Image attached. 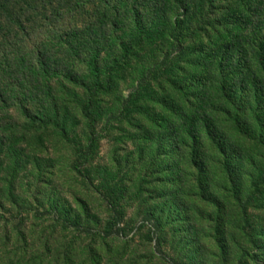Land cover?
I'll return each instance as SVG.
<instances>
[{"label": "rangeland", "instance_id": "obj_1", "mask_svg": "<svg viewBox=\"0 0 264 264\" xmlns=\"http://www.w3.org/2000/svg\"><path fill=\"white\" fill-rule=\"evenodd\" d=\"M187 1L200 17L184 25L173 24L177 10L155 11L154 0L143 1L151 35L111 73V91L93 100L97 142L86 158L91 136L82 109L88 95L58 79L41 82L30 69L40 60L56 63L78 73L93 92L86 58L99 56L102 67L111 63L126 37L127 0L80 8L67 0H25L30 7L0 0L23 27L14 26L17 20L10 26L0 11V264L74 258L82 264L91 251L111 264H264V158L239 171L236 196L206 147L213 163L201 198L197 171L169 155L168 139L183 141L181 119L188 112L179 88L211 28L204 23L210 0ZM238 1L215 0V14L221 18ZM22 81L39 97L35 107L51 115L45 125L7 109ZM185 153L181 146V157ZM179 161L181 182H175L169 165Z\"/></svg>", "mask_w": 264, "mask_h": 264}, {"label": "trees", "instance_id": "obj_2", "mask_svg": "<svg viewBox=\"0 0 264 264\" xmlns=\"http://www.w3.org/2000/svg\"><path fill=\"white\" fill-rule=\"evenodd\" d=\"M38 1L33 0V3ZM51 1L49 0L50 3ZM111 1L67 0V4L73 8L95 3L108 7L111 6ZM143 1L127 0L129 14L123 26L126 37L120 41L117 54L111 59L110 70L107 71L110 64L102 67L99 56L94 59L91 56L86 58V69L88 77L93 81L91 88L93 92L90 93V88L78 73L69 69L66 71V68L56 63L40 60L39 66L37 64L35 69H30L41 82L45 79H58L88 95V101L82 109V116L88 123L91 136L84 153L86 158L94 152L97 142L94 131L96 120L93 115V100L111 91L113 85L111 73L126 65L137 51H141L151 35V26L145 20L146 12L141 8ZM154 2L155 11L164 10L165 7L168 8V12L178 11L174 25H184V20L200 17L198 9L187 0H154ZM230 2L231 0H226V4ZM23 3L30 7L25 0ZM214 6L215 0H210L205 5L208 19L204 23H210L211 26L210 32L206 31L207 43L200 44L194 49L193 53L197 54L198 58L192 64V75L186 74L185 82L179 88L184 93V101L188 108L185 119H181L183 141L179 143V139L171 137L168 139L169 155L177 157L180 161L182 159L183 164L197 171L198 176L193 181L197 184L198 195L201 198L206 196V191L202 187L208 182V167L213 163L211 161L213 156H207L205 153L206 147H211L216 153V159L222 167L227 182L237 189L236 196L241 189L239 171L245 166H254L253 160L256 158H264V154L253 157L248 154L249 151L254 153L259 150L264 153V0H239L237 5L228 9L221 18L215 14ZM12 8L8 3L0 5L3 18L10 26L17 20L14 26L23 28L20 24L21 18L13 14ZM195 11H198V14H195ZM179 43L182 45V38ZM21 84L23 86L19 83L21 92H18V97H13V100L6 105L7 109H13L29 121L41 119L40 125H45V119H51V115L46 108L35 107L39 97L31 88H25L23 81ZM55 113L58 114L56 109ZM188 113L194 117H189ZM181 146L186 149L182 157ZM180 161L169 165L170 172L175 173V176L180 171ZM174 181L181 182L180 176L177 175ZM171 196L178 207L180 205L178 193L174 192ZM53 254L51 251V255ZM108 255L116 258L113 251H108ZM54 258H61V252L56 253ZM58 264L61 262L59 261ZM63 264H79V262L74 258L73 261ZM82 264H111V262H104L102 255L91 251L88 259L82 261Z\"/></svg>", "mask_w": 264, "mask_h": 264}]
</instances>
